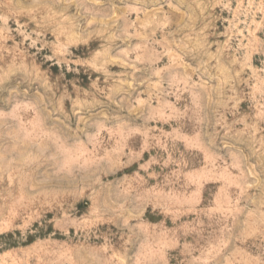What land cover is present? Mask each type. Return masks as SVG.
Wrapping results in <instances>:
<instances>
[{"label":"rangeland","instance_id":"374dc122","mask_svg":"<svg viewBox=\"0 0 264 264\" xmlns=\"http://www.w3.org/2000/svg\"><path fill=\"white\" fill-rule=\"evenodd\" d=\"M0 264H264V0H0Z\"/></svg>","mask_w":264,"mask_h":264}]
</instances>
